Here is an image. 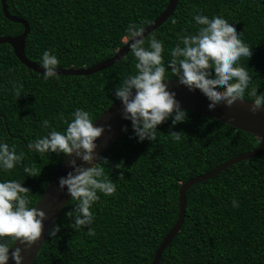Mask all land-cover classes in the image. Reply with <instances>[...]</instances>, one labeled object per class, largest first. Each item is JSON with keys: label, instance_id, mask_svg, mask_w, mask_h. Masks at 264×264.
I'll use <instances>...</instances> for the list:
<instances>
[{"label": "trees", "instance_id": "trees-1", "mask_svg": "<svg viewBox=\"0 0 264 264\" xmlns=\"http://www.w3.org/2000/svg\"><path fill=\"white\" fill-rule=\"evenodd\" d=\"M167 0H6L10 14L29 24L25 55L39 63L45 49L55 52L58 66H89L113 54L123 43L130 22L143 27L165 7ZM222 15L234 22L251 55L241 58L252 77L249 87L264 92V0H177L171 14L145 39L163 41L166 62L179 35L199 27L192 15ZM23 30L1 9L0 36ZM129 49L109 66L89 74H57L47 81L21 63L8 43H0V138L25 155L0 179L21 180L36 203L63 154L29 152L27 142L46 135L41 121L63 130L60 116L83 108L92 120L116 100L124 76L134 73ZM166 78L171 73L166 68ZM245 91L246 99H251ZM184 122L170 127V118L157 125L156 139L137 142L130 126L100 155L116 191L92 206L95 236L68 226L73 202L69 198L53 223L55 237L46 236L32 264H151L154 252L174 224L180 183L205 173L226 159L254 148L256 136L208 115L186 110ZM169 131L185 137L173 141ZM120 168H109L121 163ZM24 167L37 175L27 176ZM122 173L123 176H120ZM180 229L163 250L158 264H264V151L240 160L214 176L194 183L185 192ZM238 201L233 207L231 201ZM87 226H83L86 230Z\"/></svg>", "mask_w": 264, "mask_h": 264}, {"label": "clouds", "instance_id": "clouds-1", "mask_svg": "<svg viewBox=\"0 0 264 264\" xmlns=\"http://www.w3.org/2000/svg\"><path fill=\"white\" fill-rule=\"evenodd\" d=\"M192 20L199 27L195 33L177 37L166 62L162 56L163 41L155 34L146 40L142 34L144 27L133 21L123 29L122 39L131 50L135 72L126 74L110 91L120 101L121 118L130 121L137 142L145 139L154 141L157 125L169 118L170 127L187 118L186 110L175 99V92L167 88L165 81L170 77H165L166 68L171 77L189 91L198 89L206 97L208 109L221 102L231 106L237 99L245 100L246 89L251 98L248 100L251 102L249 112L255 113L264 106V92L257 93L255 86L249 87L252 77L247 67L239 64L242 57L247 59L251 55V51L240 38L241 32L235 30V21L229 22L222 15L209 17L199 10L192 15ZM39 63L43 68L42 79L47 81L56 77L59 60L55 52L45 49ZM69 115L70 119L60 116L65 127L59 131L50 126L48 119L42 120L41 127L48 129L46 135L29 140L26 147L29 152L37 154L55 153L72 157L68 160L71 170L58 178V187L65 190L73 202L65 216L70 218V228L85 231L92 237L96 233L91 227L94 220L91 209L100 198L98 194L107 197L116 191L115 183L105 172L107 158L95 152L96 138L110 126H94L89 111L83 108H76ZM168 136L173 141H180L185 134L169 131ZM262 140L264 137L257 135L256 143L260 144ZM24 155V151L17 152L15 145L0 138V173H8L19 165ZM77 158L80 164L76 163ZM121 166L122 162L109 168ZM23 172L29 177L37 175L29 167H24ZM22 179H0V264H8L9 257L13 264H21L22 247L27 250L41 236L45 212L34 205L29 206L30 190L22 186ZM231 203L238 207L237 200L233 199ZM83 226H87L86 230ZM59 227L53 223L47 235L55 237ZM14 244L18 246L14 247Z\"/></svg>", "mask_w": 264, "mask_h": 264}, {"label": "water", "instance_id": "water-1", "mask_svg": "<svg viewBox=\"0 0 264 264\" xmlns=\"http://www.w3.org/2000/svg\"><path fill=\"white\" fill-rule=\"evenodd\" d=\"M0 2L4 16L8 20L18 22L23 26V30L19 34L13 36H0V43H8L12 47L14 54L21 63H23L33 71L42 74L43 68L40 66V64L30 60L25 55V37L29 32L28 22L22 17L10 14L7 10L6 0H0ZM176 3L177 0H167L164 9L152 21H150L147 25L144 26V31L142 34L145 36L147 33H149L158 25H160L174 10ZM128 50L129 48L127 42L124 41V43L119 48L115 50L110 49V51H113V54L101 61H98L89 66L82 67H76L72 65L64 67L57 66L56 72L57 74L64 75L89 74L111 65L112 63L120 59ZM165 83L167 84L168 90L175 92V99L180 102L181 108L216 118L233 126L236 129L250 133L256 137L257 135L264 137V106H261L260 109L257 110L255 113H251L248 111V107L251 102L248 101L249 99L244 98L245 100L237 99L233 102L231 106H225L221 102L217 104L214 108L208 109L205 106L207 102L206 97L198 89H193L192 91H189L186 87L180 85L177 82L176 78H169L167 81H165ZM121 108L122 106L120 101L116 99L103 112H101L96 117V119L93 120L94 126H110L108 128H105L101 135L96 138L95 142L97 144V148L95 149V152L98 156H100L109 147V145L120 135V133L123 132L122 128L126 129L130 126V121L121 118ZM263 151L264 140H262L261 143L257 144L254 148L226 159L213 169L205 173L190 177L180 183L177 195V218L168 233L165 235L163 240L156 248L151 264H158L163 250L180 229L185 211V192L188 187L194 183L203 181L207 178L214 176L215 174L219 173L221 170L225 169L231 164H234L240 160L257 156ZM70 158L72 157L65 156L63 154L61 162L57 166L55 172L51 176L50 180L48 181L39 198L37 199L36 203L34 204V207L39 208L45 212V218L42 221L43 227L40 238H38L27 250H23V247L21 246V255L23 257L21 264L33 263L40 249V246L42 245L43 241L47 236L50 227L52 226L54 220L56 219L63 206L67 203L70 198L65 190H61L58 187V178L65 176L66 173L71 170L70 166L68 165V160ZM76 163L80 164L81 161L77 158ZM15 246L18 245L14 244V247ZM8 264H13V262L11 261V257H9Z\"/></svg>", "mask_w": 264, "mask_h": 264}]
</instances>
